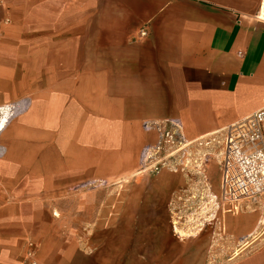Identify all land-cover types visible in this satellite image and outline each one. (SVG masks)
Returning a JSON list of instances; mask_svg holds the SVG:
<instances>
[{"label": "crops", "instance_id": "1", "mask_svg": "<svg viewBox=\"0 0 264 264\" xmlns=\"http://www.w3.org/2000/svg\"><path fill=\"white\" fill-rule=\"evenodd\" d=\"M263 3L0 0V73L22 74L9 83L28 96L0 124V264H19L29 238L37 264H264V197L237 215L211 210L195 234L167 233L177 177L132 183L126 224L82 237L103 228L106 200L83 185L135 168L151 137L142 122L179 118L195 138L264 106Z\"/></svg>", "mask_w": 264, "mask_h": 264}, {"label": "built area", "instance_id": "2", "mask_svg": "<svg viewBox=\"0 0 264 264\" xmlns=\"http://www.w3.org/2000/svg\"><path fill=\"white\" fill-rule=\"evenodd\" d=\"M263 8L264 3L255 17L264 22ZM139 34L144 36L145 31L140 30ZM7 106L9 116L22 109L20 102ZM142 128L153 132L154 140L141 147L137 172L195 171L206 164L204 159L211 155L213 146L221 144L218 192L214 193L203 176L204 188L197 198L212 202L213 209L236 213L249 203L256 204L264 195V106L221 129L195 138L186 136L179 118L146 120ZM19 264H37L36 244L30 238L21 250Z\"/></svg>", "mask_w": 264, "mask_h": 264}, {"label": "rangeland", "instance_id": "3", "mask_svg": "<svg viewBox=\"0 0 264 264\" xmlns=\"http://www.w3.org/2000/svg\"><path fill=\"white\" fill-rule=\"evenodd\" d=\"M22 74H3L0 73V107L4 105H14L16 102H20L22 104V109L16 110L13 114L9 116L11 118L17 116L24 112L28 106V102L26 97L15 98L16 90L12 88L9 83V79H17ZM7 76V78H4ZM1 95L5 97H1ZM1 121L0 124H2ZM151 133V137L149 138L148 142H152L154 140L153 132L146 131ZM140 151V150H139ZM221 151V144H215L211 152V155L208 156L207 159H204L205 163L201 166V168L189 172H172L169 170H162L159 173L154 174H146L137 172L138 169V156H137V163L135 168L124 175L107 179L106 181H100L97 184L92 183H85L83 186L86 187V190L95 189L99 192V194L103 195V198L106 200L101 201L102 209L104 213H102L101 218L98 217V221L103 226L101 229H97L98 232H94L96 225L91 226L89 231H86L85 234L82 235L84 237L83 241H85V245L89 246L94 241H104L109 238L110 233L109 231H105L106 227L109 226L110 222L112 221L115 223L117 221L118 225L124 226L126 224V193L131 188L132 183H138L145 178H158V177H177L181 181L178 186H176L175 190L171 191L168 196V200L165 204V209H163L162 213L164 217H162L163 224L167 228V233L172 232L174 230V226L178 227L183 231L184 236L195 234V230L198 227H204L207 222H210L211 217L209 218L207 213H211L212 202L209 200H202L199 201L197 195L199 191L204 186L200 184V179L203 176H206L208 186L214 191L218 192L219 189V152ZM139 154V152H138ZM179 182V181H178ZM112 192V193H111ZM112 194L113 200L109 199L110 195ZM114 194V195H113ZM264 195L259 198L256 204L249 203L243 208L239 210L237 213L226 212V214L230 215H237L240 212L244 211H253L255 208L258 209V206L262 203V198ZM117 198V199H116ZM202 201V202H201ZM138 203V201L136 202ZM206 205V207H203ZM260 207V206H259ZM139 211H136L138 213ZM141 216L137 214L134 217V223L137 225L139 224V220H141ZM264 220V218L262 217ZM209 220V221H207ZM214 223L217 222V218L215 217ZM128 221L131 223V217L128 216ZM104 230V231H100ZM100 231V232H99ZM124 233H119V240H122ZM232 239H230V243Z\"/></svg>", "mask_w": 264, "mask_h": 264}, {"label": "bare ground", "instance_id": "4", "mask_svg": "<svg viewBox=\"0 0 264 264\" xmlns=\"http://www.w3.org/2000/svg\"><path fill=\"white\" fill-rule=\"evenodd\" d=\"M8 117H9V108L7 105H4L2 107H0V123L1 121H3V125H2V128L5 126V124L9 121L8 120ZM1 128V129H2ZM0 129V130H1Z\"/></svg>", "mask_w": 264, "mask_h": 264}]
</instances>
